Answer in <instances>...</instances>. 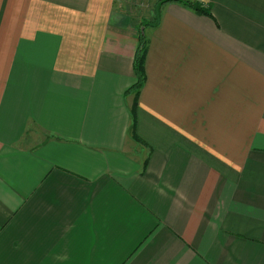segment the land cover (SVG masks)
<instances>
[{"label": "crops", "instance_id": "obj_1", "mask_svg": "<svg viewBox=\"0 0 264 264\" xmlns=\"http://www.w3.org/2000/svg\"><path fill=\"white\" fill-rule=\"evenodd\" d=\"M161 1L0 0V264H264V0Z\"/></svg>", "mask_w": 264, "mask_h": 264}, {"label": "trees", "instance_id": "obj_2", "mask_svg": "<svg viewBox=\"0 0 264 264\" xmlns=\"http://www.w3.org/2000/svg\"><path fill=\"white\" fill-rule=\"evenodd\" d=\"M161 2H163V3L174 2V3L180 4L184 8L191 10L192 12H194L198 15L210 16L209 10L202 7L201 4L195 0H163ZM145 55H146V41H145V37L143 35H141L140 36L139 49L136 53V56H135L134 62H133V71H134V74L136 76V82L127 91L128 94H131V92L134 91V101H133V104L131 107L132 111L135 110V108H136L137 96H138L139 90H140V88H141V86L145 80V72H144ZM130 129L133 132L134 121L132 122V126Z\"/></svg>", "mask_w": 264, "mask_h": 264}, {"label": "rangeland", "instance_id": "obj_3", "mask_svg": "<svg viewBox=\"0 0 264 264\" xmlns=\"http://www.w3.org/2000/svg\"><path fill=\"white\" fill-rule=\"evenodd\" d=\"M134 4H135V2H134Z\"/></svg>", "mask_w": 264, "mask_h": 264}]
</instances>
